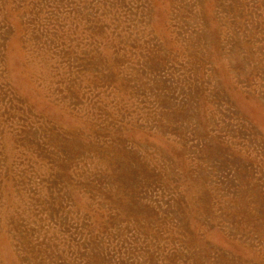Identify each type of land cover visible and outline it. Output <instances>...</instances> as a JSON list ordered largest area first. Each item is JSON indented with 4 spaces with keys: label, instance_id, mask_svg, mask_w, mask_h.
<instances>
[{
    "label": "rangeland",
    "instance_id": "obj_1",
    "mask_svg": "<svg viewBox=\"0 0 264 264\" xmlns=\"http://www.w3.org/2000/svg\"><path fill=\"white\" fill-rule=\"evenodd\" d=\"M0 264H264V0H0Z\"/></svg>",
    "mask_w": 264,
    "mask_h": 264
}]
</instances>
